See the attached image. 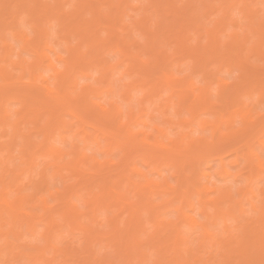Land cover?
Returning a JSON list of instances; mask_svg holds the SVG:
<instances>
[{"label":"snow or ice","instance_id":"1","mask_svg":"<svg viewBox=\"0 0 264 264\" xmlns=\"http://www.w3.org/2000/svg\"><path fill=\"white\" fill-rule=\"evenodd\" d=\"M4 7L0 264H264V0Z\"/></svg>","mask_w":264,"mask_h":264},{"label":"bare ground","instance_id":"2","mask_svg":"<svg viewBox=\"0 0 264 264\" xmlns=\"http://www.w3.org/2000/svg\"><path fill=\"white\" fill-rule=\"evenodd\" d=\"M7 1L8 0H0V2L3 4H7L6 3ZM16 1H20V0H16ZM21 1H23V3L31 2V0H21ZM99 1H101V0H99ZM109 1L112 2V0H109ZM61 2H64V0H61ZM68 2H71V0H68ZM116 2H118V1H116ZM119 2L128 3V0H120ZM149 2L150 3H167V2H170V0H149ZM186 2L197 3V2H200V0L199 1L198 0H187ZM205 2L212 3V2H215V0H205ZM4 6L5 5L2 6L3 9H5ZM3 9L0 8V20L2 23H3L2 17L4 18L3 15H5V14L2 15ZM1 22H0V24L2 25ZM0 28H2V27L0 26ZM2 100H3V97H2V95H0V103H2ZM68 115H70V114H68ZM65 117H66V115L61 116V119L64 121H67V119ZM0 123L3 125L4 128L5 127L7 128V125L4 121V114H3L2 108H0ZM80 127H81L82 131H81L79 137H80L81 141L84 143V146H88V145L92 144L96 138L98 130L90 131L89 127H88V123L84 120H81ZM5 130H7V129H5ZM6 132H8V130ZM13 132H14V134L13 135L11 134V135L15 136L16 132L15 131H13ZM255 134L258 138L259 129L256 130ZM3 141H4V139H3ZM3 141L1 142V140H0V153H2L3 149H4ZM229 151H230V149L227 146H225L223 151L220 153V155H224L225 153H227ZM226 158L220 160L219 162L224 167L225 171L227 172V165L228 164L226 162ZM213 160H215V159H209L207 161V165ZM0 163H2V161H0ZM206 171H207V169H206ZM125 180H126V177H125L124 173L116 172V171H112V170H105V171H103L101 173H97V174H91V173L85 172V173L81 174V179H80V182L76 186V193L75 194L80 195L83 192H87V191L95 189V188H101V189L105 190L106 194H105L104 199L101 201V206H100L98 211L99 212H102V211L105 212L106 211L108 213H112L113 211L119 212V213H121V215L119 217V219L121 221H123L126 217L128 224L134 230L139 229L143 226V224L145 222L144 218L139 213L133 214V212L131 210L126 209L123 202L120 201L118 196L111 190L113 185L119 184L122 186L123 183L125 182ZM38 187L40 189H47L48 182L47 181H41L40 184L38 185ZM208 203L211 205L214 202L210 200ZM152 219L154 222L160 223V221H157V219L155 217H153ZM164 239L166 242L168 237H165Z\"/></svg>","mask_w":264,"mask_h":264},{"label":"rangeland","instance_id":"3","mask_svg":"<svg viewBox=\"0 0 264 264\" xmlns=\"http://www.w3.org/2000/svg\"><path fill=\"white\" fill-rule=\"evenodd\" d=\"M116 1L119 2L120 0H114V1L112 0V2H116ZM186 1H187V0H186ZM198 1H199V0H198ZM1 2H2V1H1ZM1 2H0V6H1L0 8H1V9H3V8H2L3 5H14V4H20V2L23 3V1H21V0H20V1H16V0H13V1H12V0H8V1L6 2L7 4H3V3H1ZM10 2H11V3H10ZM94 2H97V3H106V2H111V1H109V0H101V1H99V0H94ZM137 2H144V0H128V4H129V5L134 4V3H137ZM147 2H149V0H147ZM4 8H5V7H4ZM3 14H5V9H3V11H2V15H3ZM3 16H4V15H3ZM2 19H3V17H2ZM0 22H1V20H0ZM1 23H2V22H1ZM2 24H3V23H2ZM0 26L2 27L1 24H0ZM0 31H2V28H0ZM65 118H66V119L68 118L67 115H66ZM0 125H1V126H0V129H1V128L3 129V130L1 129L2 131L0 130V140H1V142H2L3 139L5 140V137H8V135L10 136L11 134L13 135L14 132L11 133V132H9L8 127H7V128H6V127L4 128L3 125H2L1 123H0ZM5 129H7L9 133L6 132L7 130H5ZM2 134H3V135H2ZM12 135H11V136H12ZM1 136H2V137H1ZM3 142H4V141H3ZM81 144L84 145V143L81 141V139H80V137H79L78 140H77V145L80 146ZM90 145H91V144H90ZM90 145H88V146H90ZM230 159H231V157H227V158H226V162H227V164L230 162ZM216 163H217L216 160L211 161V162L208 164L207 171H210V172L215 171ZM219 163H220V162H219ZM102 212H104V211H102Z\"/></svg>","mask_w":264,"mask_h":264}]
</instances>
